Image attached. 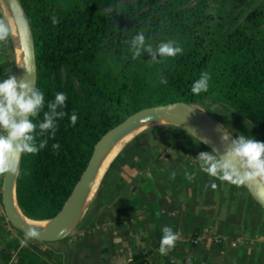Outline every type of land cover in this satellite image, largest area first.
I'll return each mask as SVG.
<instances>
[{"label": "trees", "instance_id": "trees-1", "mask_svg": "<svg viewBox=\"0 0 264 264\" xmlns=\"http://www.w3.org/2000/svg\"><path fill=\"white\" fill-rule=\"evenodd\" d=\"M123 1L21 0L35 39L36 86L46 100L66 92L65 111L78 115L75 125L67 115L60 119L45 148L21 157L16 199L30 219L53 217L100 137L146 106L211 101L264 134V11L253 0ZM53 14L59 23H52ZM139 31L146 43L173 40L183 52L158 62L147 51L133 58L129 41ZM205 70L209 88L193 94L192 82ZM53 256L60 262L57 252ZM132 263L150 264L142 252Z\"/></svg>", "mask_w": 264, "mask_h": 264}, {"label": "crops", "instance_id": "crops-1", "mask_svg": "<svg viewBox=\"0 0 264 264\" xmlns=\"http://www.w3.org/2000/svg\"><path fill=\"white\" fill-rule=\"evenodd\" d=\"M252 5L264 11V0ZM0 17L11 26L3 0ZM17 61L12 28L8 41L0 43V77L16 75ZM227 113L220 121L232 129L223 126L229 135L264 141V134L242 114ZM201 151L211 150L186 128L131 139L93 186L74 234L57 242L32 239L22 246L24 234L0 211V264H133L139 252L150 264H264V208L243 185L202 171ZM2 177L0 172V193ZM165 225L172 226L178 239L161 255Z\"/></svg>", "mask_w": 264, "mask_h": 264}, {"label": "clouds", "instance_id": "clouds-1", "mask_svg": "<svg viewBox=\"0 0 264 264\" xmlns=\"http://www.w3.org/2000/svg\"><path fill=\"white\" fill-rule=\"evenodd\" d=\"M8 3L14 4L15 0H8ZM51 20L53 24L59 23L55 14L51 16ZM13 21L22 27L29 24L23 16L13 17ZM11 32L12 28L7 18L0 17V43L7 42ZM129 48L133 58L140 57L147 51L151 57L150 61L153 62L175 57L183 52L182 46L173 40H162L155 46L146 43L144 31L136 32L132 36ZM22 66L27 73H33L27 57ZM210 80L211 73L207 70L202 71L192 82L191 92L193 94L206 92ZM160 83H167L166 76H160ZM67 99L66 92L57 91L54 98L46 100L45 92L36 86L33 80L25 78L17 80L13 73L0 77V172H11L19 176L22 173L21 157L25 154L38 153L45 148L48 137H55L60 119L67 115L70 124H76L77 112L73 110L69 115L65 111ZM189 110L190 113L193 109L189 107ZM41 113L42 119L38 121L33 119ZM148 118L152 119L151 116ZM37 137L43 139L37 141ZM221 139L227 142L223 154H218L215 149L198 153V163L202 171L237 185L264 179V141L243 133L229 135L225 130ZM201 142L207 141L201 137ZM52 148L59 149V142H54ZM212 186L215 187L214 182ZM161 232L158 251L161 255H167L175 246L178 233L170 225L163 226ZM38 236V230L28 226L19 242L22 246H27L30 240ZM119 241L120 237L117 236L116 242Z\"/></svg>", "mask_w": 264, "mask_h": 264}, {"label": "water", "instance_id": "water-1", "mask_svg": "<svg viewBox=\"0 0 264 264\" xmlns=\"http://www.w3.org/2000/svg\"><path fill=\"white\" fill-rule=\"evenodd\" d=\"M3 1L13 17L23 16L29 21L27 27L15 24L22 48V55L16 64L17 80L25 78L33 80L35 85H37L35 39L26 10L21 0H15L14 4H9L8 0ZM25 57H27L30 62L32 74L27 73L22 66ZM21 70L24 71L23 77L21 75ZM189 107L193 109L190 113ZM169 114L177 115L180 119L179 124L200 140L201 137H204L207 142L203 143L211 151L215 149L218 154H223L227 147V142L222 140L221 136L223 130L226 131V129L216 117L203 110L198 105L187 101H173L146 106L127 116L100 137L94 145L84 171L80 175L63 206L53 217L47 220H37L45 221L41 226L34 225L31 222L34 219L26 217L18 206L16 199L17 176L13 175L11 172H3L0 196L6 219L15 229L21 231L23 234L28 226L36 228L39 232V236L33 238V240L40 243L57 242L69 237L75 231L82 218L99 167L110 147H112L123 135L135 129L165 121ZM149 116H151L152 119H149ZM262 180L264 181V179L252 180L242 185L253 199L264 208V184Z\"/></svg>", "mask_w": 264, "mask_h": 264}, {"label": "rangeland", "instance_id": "rangeland-1", "mask_svg": "<svg viewBox=\"0 0 264 264\" xmlns=\"http://www.w3.org/2000/svg\"><path fill=\"white\" fill-rule=\"evenodd\" d=\"M127 0L123 1L126 2ZM11 16L10 12H9V17ZM12 26V25H11ZM14 32V31H13ZM15 42H16V56L17 59L20 60V57L18 56V50H17V41L15 38ZM198 105L200 108H202L203 110L209 112L210 114H212L214 117H216V119L218 121L221 120V118H223L224 114H229L227 113L228 110L221 104L218 103H214L211 101H204L202 103H198L196 104ZM222 123V125L227 128L228 130L232 129L229 126H226L225 123L223 121H220ZM178 129H185V127H183L181 124L179 123H168L166 121H162V122H157V123H153L150 125H147L145 127L142 128H138L135 129L134 131H132L131 133L127 134L126 136L123 137V139L121 140V142H119L112 150H111V156L113 157V155L124 146V144H126L128 141H130L131 139L138 137L140 135L143 134H155V133H160L163 135H168L174 134V131H177ZM233 132V131H232ZM176 135V134H175ZM101 175V174H100ZM99 175V178H100ZM99 180V179H98Z\"/></svg>", "mask_w": 264, "mask_h": 264}, {"label": "bare ground", "instance_id": "bare-ground-1", "mask_svg": "<svg viewBox=\"0 0 264 264\" xmlns=\"http://www.w3.org/2000/svg\"><path fill=\"white\" fill-rule=\"evenodd\" d=\"M11 14V13H10ZM10 23L12 25V28H13V31L15 33V38H16V41H17V50H18V56L21 57L22 55V48H21V43H20V39L18 37V33H17V29H16V26H15V23L13 21V16L11 15L10 16ZM21 75L23 77L24 75V71L21 70ZM166 122L168 123H179L180 119L177 115L175 114H169L168 117L165 119ZM131 133V132H130ZM129 134V133H127ZM127 134L123 135L120 139H118L113 145L112 147H110V149L108 150V152L106 153L100 167H99V170H98V173L96 175V178L94 180V183L93 185L95 186L96 183L98 182V179H99V175L103 173V171L105 170L108 162L110 161V159L112 158L111 156V150L119 143L121 142V140L123 139L124 136H126ZM101 176V175H100ZM262 183L264 184V181L262 180ZM34 225L36 226H41L42 224L45 223V221H37V220H32L31 221Z\"/></svg>", "mask_w": 264, "mask_h": 264}, {"label": "built area", "instance_id": "built-area-1", "mask_svg": "<svg viewBox=\"0 0 264 264\" xmlns=\"http://www.w3.org/2000/svg\"><path fill=\"white\" fill-rule=\"evenodd\" d=\"M0 211L4 214V211H3V207H2L1 202H0ZM4 215H5V214H4ZM73 234H74V232H73L71 235H73ZM217 240H219V239H217ZM192 241H193V242H196V241H197V238H193Z\"/></svg>", "mask_w": 264, "mask_h": 264}]
</instances>
